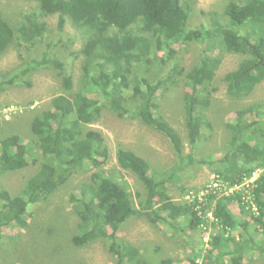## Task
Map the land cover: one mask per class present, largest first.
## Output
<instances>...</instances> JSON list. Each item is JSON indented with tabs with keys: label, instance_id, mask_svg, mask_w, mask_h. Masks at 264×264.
<instances>
[{
	"label": "trees",
	"instance_id": "1",
	"mask_svg": "<svg viewBox=\"0 0 264 264\" xmlns=\"http://www.w3.org/2000/svg\"><path fill=\"white\" fill-rule=\"evenodd\" d=\"M33 1L38 11H21L23 18L17 22H10L0 11V56L14 46L26 54L28 63L0 78V92L17 84V78L31 87L28 75L41 69H51L60 92L41 108L16 112L24 117L7 109L14 117L7 125L3 124L6 119L0 120V176L36 166L19 194L0 185V242L5 227L27 226L30 205L44 203L74 173L89 167L94 170L90 179L79 187L76 197H70L79 217L71 239L75 247L105 240L115 264H175L172 256L145 259L140 246L119 237L121 225L129 218L142 217L152 224L197 230L202 218L194 206L205 209L214 202L219 233L208 241L197 236L199 245L194 239L187 264H196L197 257L206 259L203 264H253L260 256L264 259V171L250 187V201L258 207V215L249 210L250 201H244L242 192L221 198L208 192L206 202L195 199L192 203L175 201L168 192L176 183L178 169L194 163L216 164L215 173L230 184L264 167V100L236 110L234 120L226 123L229 135L219 156L207 153V158L195 159L193 155L201 141L212 137L206 111L215 89L210 86L224 53L244 55L223 76L230 98H246L264 81V0H229L222 15L225 21L209 12L210 25L202 23L196 28L187 25L191 0ZM54 16L57 21L48 23ZM66 24L80 36L77 48L62 33ZM194 41L202 43L204 51L190 69L176 62L155 79L137 73L155 62L166 65L177 53L173 44ZM216 47H220L217 52ZM182 80L189 87L182 97L188 152L183 135L160 111L158 101ZM104 110L118 118H134L159 132L177 158L169 167L153 168L136 151L119 146V167L130 171L140 187L134 195L126 183L104 169L109 147L104 135L89 127ZM22 118V128L29 126L27 134L15 129ZM234 202L238 210L231 208ZM236 226L240 228L237 238L230 230ZM160 248L156 246V250ZM254 251L259 252L257 257H253Z\"/></svg>",
	"mask_w": 264,
	"mask_h": 264
},
{
	"label": "rangeland",
	"instance_id": "2",
	"mask_svg": "<svg viewBox=\"0 0 264 264\" xmlns=\"http://www.w3.org/2000/svg\"><path fill=\"white\" fill-rule=\"evenodd\" d=\"M228 1L191 0L192 11L187 19L188 27L196 28L202 23L209 26V12L221 15L220 19L225 21L226 17L222 18V15L224 16V9ZM27 9L33 12L38 11V5L33 0H0V11L9 17L10 22L22 20L23 12L21 11L25 12ZM47 21L48 23L57 21V17H49ZM52 29L55 35L54 27ZM62 33L71 39L70 45L78 47L80 42L77 39L80 36L75 33L72 27L66 24ZM65 41L67 40L65 39L64 43ZM55 43H57V37L54 39ZM39 47H41L40 44ZM172 47L177 50V53L166 65L163 62H155L149 66L148 70L144 68L137 70V73L155 79L170 71L176 62L185 70L190 69L200 59L204 51V45L196 41L186 45L175 43ZM218 50L220 47H216L215 52ZM159 55L161 57L162 52H159ZM25 56V53L17 51L14 46L7 49L0 56V78L8 77L16 66L28 64L24 60ZM33 56L38 57V55ZM242 57L244 55L239 53H224L223 60L210 86V89L213 87L215 89L212 91L211 105L206 111L207 117L212 122V137L201 141L199 148L194 150L195 159L207 158V153L219 156L218 150L223 148L229 135L226 123L234 120L236 110L249 103L264 100V81L256 85L246 98L235 100L228 96L223 76L226 72L234 69ZM75 65L78 67V63ZM75 74L76 84V77L79 74L77 68ZM28 78L32 82L31 87L23 85L17 78L15 79L17 84L0 92V120L6 119L3 124L7 125V121H14L11 114H3L4 110L10 109L15 115L18 111L25 113L29 109L41 108L53 95L60 92L59 81L55 79L51 69L36 70L31 72ZM188 90L189 87L182 80L176 87L170 88L158 99L160 111L183 135L186 144L185 152L190 149L186 141L182 97ZM16 114L24 117V114ZM23 122L22 118L18 121L15 129H23L27 134L29 126L26 124L25 128H22ZM89 127L100 131L109 147V156L104 164V169L117 177L120 182L126 183L133 195L136 189L140 190V187L130 171L119 167L116 159V151L119 146L136 151L149 163L151 162L153 168L162 169L176 163L177 158L168 139L134 118H118L104 110L101 118L90 124ZM35 168V165H29L21 171L2 175L0 176V185L9 189L12 194H19L25 179L35 171ZM215 169H217L216 164L210 163H194L179 168L175 173L176 183H173L168 190L170 196L175 201L183 202L182 197H186L187 191H201L212 173H215ZM93 171L89 167L77 171L65 184L54 191L47 201L30 205L29 215L26 216L27 226L24 228L14 224L5 227L4 237L0 242V264H115V257L106 249L105 240H96L81 247H75L71 240L78 228L79 217L70 197L77 196L79 187L90 179ZM214 206L215 203L211 207ZM180 225L182 224L180 223ZM239 232L238 226L232 230L234 236ZM197 234H199L197 230L189 228L179 230L173 226L165 225V223L152 224L142 217L127 219L118 231L120 238L140 246L145 259L155 261L166 255L175 257L176 264H187V254L191 249L190 245L195 243L194 239H196V246L199 245ZM190 235H193V238ZM159 245L160 250H156V246ZM252 254L253 257H257L259 252L254 251ZM204 260L206 261V259ZM253 264H264V259L260 256L259 261L257 260Z\"/></svg>",
	"mask_w": 264,
	"mask_h": 264
},
{
	"label": "built area",
	"instance_id": "3",
	"mask_svg": "<svg viewBox=\"0 0 264 264\" xmlns=\"http://www.w3.org/2000/svg\"><path fill=\"white\" fill-rule=\"evenodd\" d=\"M262 168H256L251 175L244 177L240 182L233 183H225L223 180L216 174H212L206 184L202 187L201 191H187L186 197H182L184 201L192 203L195 199L198 202H206L205 194L208 192L213 193L216 197L220 196H229L234 192H242L243 196H245L246 202H248L250 197V187L254 183V181L259 176ZM199 208L198 205L196 207ZM201 214V212L199 211ZM202 217H209L210 220H213V216L211 212H208ZM212 234H214V230L211 227L210 223L202 224V239L204 241H208Z\"/></svg>",
	"mask_w": 264,
	"mask_h": 264
},
{
	"label": "clouds",
	"instance_id": "4",
	"mask_svg": "<svg viewBox=\"0 0 264 264\" xmlns=\"http://www.w3.org/2000/svg\"><path fill=\"white\" fill-rule=\"evenodd\" d=\"M8 112H7V110H4V112H3V114H7ZM257 168H262V171L260 172V174L264 171V167H257ZM256 169V168H255ZM254 169V170H255ZM253 170V171H254ZM252 171V172H253ZM252 172L250 173V175L252 174ZM212 174H216V173H212ZM260 174H259V176H260ZM217 175V174H216ZM249 176V175H248ZM258 176V177H259ZM244 177H247V176H244ZM243 177V178H244ZM257 177V178H258ZM242 178V179H243ZM241 179V180H242ZM241 180H239V181H235V182H240ZM256 181V180H255ZM254 181V182H255ZM253 186H254V183L252 184V188H253ZM222 196H220V197H216V198H221ZM244 201L246 202V200H245V198H244ZM248 201H250V197H249V200ZM183 202H187V201H183ZM214 203V202H213ZM213 203H210V204H207V206H205L206 208L205 209H200V208H196L197 207V205H195L194 207H195V209L197 210V213H198V215L202 218V221L198 224V229H197V231H198V233L199 234H197V236H199L200 238H201V240H203L202 239V236H201V233H202V224L203 223H210L211 224V227L213 228V230H214V234H212V236H216L218 233H219V230H220V227H219V225L217 224V217L215 216V214H214V207L212 208L211 206H212V204ZM231 206H235V207H231L232 209L234 208V209H236V210H238V206H237V203L236 202H234V203H232L231 204ZM245 206V209H247V207H248V205H244ZM212 208V209H211ZM249 210L253 213V214H255V215H258L259 214V210H258V207L253 203V202H251L250 201V205H249ZM199 211L201 212V214L199 213ZM208 212H211L212 213V216H213V220H210L209 219V217H202V215H204V214H206V213H208ZM234 229V228H233ZM233 229H231L230 228V230H233ZM239 236V234H237L235 237L237 238ZM200 238L198 239V240H200ZM204 241V240H203ZM205 262V260L202 258V257H197L196 259H195V263L196 264H203Z\"/></svg>",
	"mask_w": 264,
	"mask_h": 264
},
{
	"label": "crops",
	"instance_id": "5",
	"mask_svg": "<svg viewBox=\"0 0 264 264\" xmlns=\"http://www.w3.org/2000/svg\"><path fill=\"white\" fill-rule=\"evenodd\" d=\"M234 209V208H233ZM182 261V260H181ZM176 264V263H175Z\"/></svg>",
	"mask_w": 264,
	"mask_h": 264
}]
</instances>
